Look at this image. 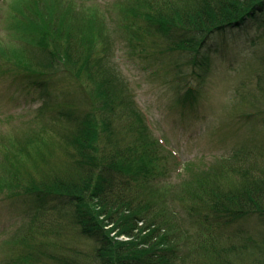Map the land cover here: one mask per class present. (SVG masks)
<instances>
[{
  "label": "trees",
  "instance_id": "16d2710c",
  "mask_svg": "<svg viewBox=\"0 0 264 264\" xmlns=\"http://www.w3.org/2000/svg\"><path fill=\"white\" fill-rule=\"evenodd\" d=\"M7 1L0 75L49 92L67 74L80 91L72 101L50 96L38 127L0 129V202L37 204L3 241L0 264H264V233L226 231L264 219V142H243L169 184L162 148L110 60L101 10L76 0ZM118 8L122 37L162 38L194 66L204 65L213 36L264 26V0H127Z\"/></svg>",
  "mask_w": 264,
  "mask_h": 264
},
{
  "label": "rangeland",
  "instance_id": "374dc122",
  "mask_svg": "<svg viewBox=\"0 0 264 264\" xmlns=\"http://www.w3.org/2000/svg\"><path fill=\"white\" fill-rule=\"evenodd\" d=\"M76 1L99 8L107 18L113 42L110 60L129 81L168 161L170 171L166 182L183 183L193 171L206 169L243 142L263 145L264 26L260 22L251 21L226 34L213 36L205 48L208 55L204 65L194 66L189 63L187 52L168 48L162 38L140 31L146 37L145 42L134 38L132 44L122 37L118 7L127 0ZM7 16L8 1L0 0V40L9 33ZM3 71L0 66V73ZM48 91L27 87L12 75H0V129L18 132L28 124L38 127L39 109L50 96L57 102L72 101L80 88L67 74H58ZM259 109L261 114L251 121L240 117L244 111ZM12 205L8 201L0 202V263L6 255L3 241L10 239L37 204L20 200ZM180 212L188 220L189 214L185 210ZM188 221L185 220L186 227H191ZM237 229L257 237L264 233V219L251 217L226 227L228 232Z\"/></svg>",
  "mask_w": 264,
  "mask_h": 264
}]
</instances>
